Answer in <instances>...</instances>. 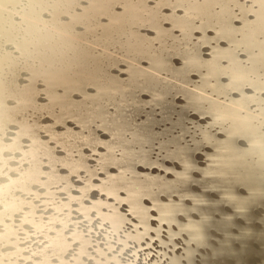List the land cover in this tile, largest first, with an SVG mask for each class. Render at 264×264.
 Instances as JSON below:
<instances>
[{
  "label": "snow or ice",
  "instance_id": "1",
  "mask_svg": "<svg viewBox=\"0 0 264 264\" xmlns=\"http://www.w3.org/2000/svg\"><path fill=\"white\" fill-rule=\"evenodd\" d=\"M11 3L62 43L22 87L0 67V264H122L121 237L166 215L145 175L164 148L127 131L134 73L157 75L140 65L178 48L197 73L178 85L189 108L219 121L212 109L235 108L237 93L239 113L264 120V0H0V33Z\"/></svg>",
  "mask_w": 264,
  "mask_h": 264
},
{
  "label": "bare ground",
  "instance_id": "2",
  "mask_svg": "<svg viewBox=\"0 0 264 264\" xmlns=\"http://www.w3.org/2000/svg\"><path fill=\"white\" fill-rule=\"evenodd\" d=\"M5 8L0 67L8 86L22 87L27 79L24 69L41 71L62 41L51 29L35 25L26 5L11 3ZM17 11L24 15V25L11 23L9 17ZM178 59L182 57L177 48L157 58L151 69L142 63L141 68L157 75L134 73V89L126 100L132 105L133 125L127 131L164 148L160 167L149 168L145 175L166 215L161 219L160 210L153 209L149 216L156 219L145 225L147 236L121 237L129 244L128 260L122 264H264V120L255 113L240 114L237 93L230 97L235 108L212 109L223 117L219 121L205 114L207 109L189 108L185 89L178 85L188 81L187 87L194 86L197 73ZM190 226L198 229L199 240L193 239Z\"/></svg>",
  "mask_w": 264,
  "mask_h": 264
}]
</instances>
